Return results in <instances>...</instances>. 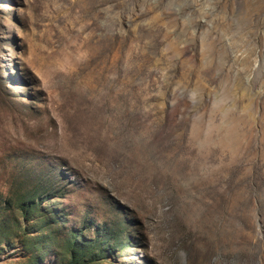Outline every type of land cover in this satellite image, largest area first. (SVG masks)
Wrapping results in <instances>:
<instances>
[{
    "label": "rangeland",
    "instance_id": "obj_1",
    "mask_svg": "<svg viewBox=\"0 0 264 264\" xmlns=\"http://www.w3.org/2000/svg\"><path fill=\"white\" fill-rule=\"evenodd\" d=\"M0 264H264V0H0Z\"/></svg>",
    "mask_w": 264,
    "mask_h": 264
}]
</instances>
